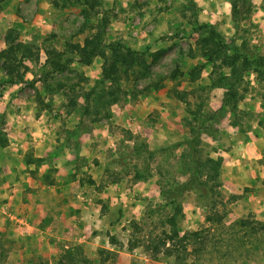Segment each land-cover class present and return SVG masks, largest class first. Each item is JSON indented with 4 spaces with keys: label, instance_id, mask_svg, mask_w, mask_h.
Returning <instances> with one entry per match:
<instances>
[{
    "label": "rangeland",
    "instance_id": "obj_1",
    "mask_svg": "<svg viewBox=\"0 0 264 264\" xmlns=\"http://www.w3.org/2000/svg\"><path fill=\"white\" fill-rule=\"evenodd\" d=\"M98 1L88 21L82 0H0V52L27 43L38 53L18 84L7 82L0 62V176L11 164L41 185L33 191L65 188L78 228L61 238L24 235L17 231L27 228L23 221L5 219L0 201V264H178L148 244L171 229L167 219L175 211L163 191L190 178L193 139L203 156L223 163L218 186L210 182L179 197L180 236L203 234L182 257L187 264H264V82L245 74L235 118L224 103L226 89L212 86L214 67L195 31L196 21L213 25L228 57L235 50L264 56V0L241 4L236 16L232 0ZM101 19L104 47L87 65L67 45H83ZM112 47L131 49L145 62L126 74L117 63L119 81L103 84ZM11 143L20 144L14 152ZM211 216L222 223L208 222ZM69 252L72 261L64 259Z\"/></svg>",
    "mask_w": 264,
    "mask_h": 264
},
{
    "label": "trees",
    "instance_id": "obj_2",
    "mask_svg": "<svg viewBox=\"0 0 264 264\" xmlns=\"http://www.w3.org/2000/svg\"><path fill=\"white\" fill-rule=\"evenodd\" d=\"M82 1L87 5V9L84 10V14L89 21L92 17L91 12L96 9L97 2L99 1ZM248 2L249 0H232L233 15L236 16V11L239 10V6L241 4L245 5ZM190 3L195 6L194 0H190ZM235 22L237 23L236 19ZM195 24L198 27L195 31L198 30V32H200L197 45L202 56L206 58L207 64L213 65L214 67L212 73L210 74L212 86L215 88L226 89L224 103L226 105H231V110L236 118V116L238 117L237 110L239 102L244 98V94L239 95L238 90L242 84H245V74L251 71L256 74L259 81L264 82V56L257 55L251 58L248 55H241L238 50H235V52H233L234 55L228 57L227 43L222 35L216 31L213 25L202 24L199 23V21H196ZM96 28H98L97 32L93 33L91 37L86 38L83 45H67L69 51L72 53H78L81 57V62L87 65L92 63L93 59L100 52V49L104 47L107 22L104 19H101ZM112 49L115 50V54H113L114 64L109 67H104L103 79L101 80L103 84L110 80V78L111 81H119V78L114 79L120 71V67L117 63L121 62L127 67L125 70L126 74L128 73V69L132 68L135 63L142 65L145 62V59L137 57V52H134L131 49H127V53L117 51L116 48L113 47ZM153 56L156 60L159 57V54ZM36 57H38L37 50L35 51L34 46L27 43H18L10 46L8 49L2 50L0 52V62L2 69L6 72L8 77L7 82L9 84L24 82V78L29 71L27 62L34 60ZM218 58H220L219 60L221 61V64L216 66ZM205 68V65L195 67L190 73L191 80L196 81V78L200 76L201 72ZM225 68L230 70L229 74L225 73ZM141 74H143V72H141ZM101 96L102 95L99 96V100L101 99ZM104 96L106 97V95ZM0 136L2 135L0 134ZM188 144L191 149L186 155V159L187 161H190V178L184 183H177L173 187L163 191L167 206L171 207L175 211V213L167 219V224L171 227V229L169 231H164L163 237L157 239L150 237L148 244V248L153 252V254H158V252L164 249L168 256L176 257L178 264H187V259L182 257H186V253L188 251L187 245L193 242H198L203 235L201 231H198L187 234L183 237L180 236L178 222L176 220L182 212L179 204V197L189 190L208 187L210 182H213L214 186H218L220 170L223 163L222 158L213 159L203 156L197 140L193 139L192 141H189ZM205 177L207 179H205ZM214 186L211 189L212 191L216 188ZM214 205L216 206V204ZM222 219L223 218L220 216H211L208 217V222L220 224L223 221ZM242 222V226L248 227L250 225L248 222ZM261 227L264 228V225ZM215 246H218V244L216 243L214 247ZM64 259L72 261L75 257L73 256V253L69 252L64 256ZM70 264L78 263L72 261Z\"/></svg>",
    "mask_w": 264,
    "mask_h": 264
},
{
    "label": "crops",
    "instance_id": "obj_3",
    "mask_svg": "<svg viewBox=\"0 0 264 264\" xmlns=\"http://www.w3.org/2000/svg\"><path fill=\"white\" fill-rule=\"evenodd\" d=\"M13 145L19 146L20 144L11 143L8 148L10 152L15 151L13 150ZM17 149L20 152V148ZM25 165H21V170L26 168L23 167ZM22 173L20 170H15V165L10 164L9 166L6 164L5 173L0 176V201L2 204L5 202V206L1 208L5 213V219L23 221L27 228H17V231L32 237L37 234L41 238H47L50 232H56L57 237L61 238L66 233L68 236L70 233L77 232L78 228L72 225V216L70 214V211L73 210L71 206H73L74 202L71 196L64 191L65 188L56 187V185H44L40 190L41 192L39 189L33 191L30 188H34L36 185L37 188L41 185L35 183L34 179L22 175ZM63 174L61 171L58 176ZM45 189H49V193H44L43 190ZM34 193H36L35 196ZM34 197L35 199H33ZM67 200L70 201L69 204ZM37 214L41 215L38 216ZM32 217L35 218L34 221L29 219ZM5 233H7V230H5Z\"/></svg>",
    "mask_w": 264,
    "mask_h": 264
}]
</instances>
